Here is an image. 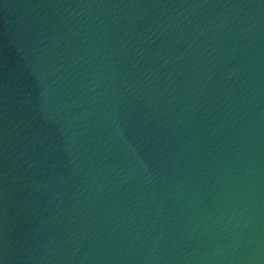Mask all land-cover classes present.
<instances>
[{"label":"water","instance_id":"obj_1","mask_svg":"<svg viewBox=\"0 0 264 264\" xmlns=\"http://www.w3.org/2000/svg\"><path fill=\"white\" fill-rule=\"evenodd\" d=\"M0 264H264V0H0Z\"/></svg>","mask_w":264,"mask_h":264}]
</instances>
